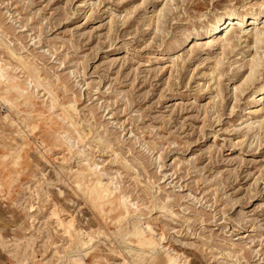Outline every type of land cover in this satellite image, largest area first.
<instances>
[{
  "label": "rangeland",
  "instance_id": "obj_1",
  "mask_svg": "<svg viewBox=\"0 0 264 264\" xmlns=\"http://www.w3.org/2000/svg\"><path fill=\"white\" fill-rule=\"evenodd\" d=\"M164 3L0 0V264H264V0Z\"/></svg>",
  "mask_w": 264,
  "mask_h": 264
},
{
  "label": "bare ground",
  "instance_id": "obj_2",
  "mask_svg": "<svg viewBox=\"0 0 264 264\" xmlns=\"http://www.w3.org/2000/svg\"><path fill=\"white\" fill-rule=\"evenodd\" d=\"M169 1H172V0H165V3L162 4L163 7L157 12V21H156L157 26H158L159 19L161 16L160 14L163 11V9L166 7ZM247 21H249V25L246 27H242L243 22L246 23ZM235 26H237L238 29ZM248 27H252V28L248 29ZM232 29L238 30V32L235 34L234 32L231 33L230 30ZM203 34L207 35V39L211 40V44L208 43L207 46L208 45L221 46L222 49L231 48L232 38L234 37V35L235 37H241V38L242 36H245V38H247L249 42L248 47L251 49V55L247 61L249 73L248 75H246L247 77L244 79V84L253 82L255 74L258 72L259 68L262 66L264 62V10L259 9L258 11H255L252 13L247 12V13H242V14L237 13V12L235 13L234 11H227L223 15H219L215 17L213 22L210 23L208 27L203 31ZM23 68L25 69V72L27 71L28 73H30L29 75L32 78H34L35 80L38 79L37 78L38 76L36 75V71L33 68H31V66L27 65V66H24ZM3 71H4L3 68L0 66V79L3 78ZM216 75H219V74H216ZM257 91L259 93L264 92V84L260 86ZM47 92L51 94L49 91ZM70 109L72 110L71 106L62 107L60 109L62 111V117L64 115L66 116V114H68ZM70 126H73V124L70 123ZM144 234L145 233H141L138 237V241H135V242H138L139 245H143V246L149 245L150 246L152 243V239L150 237L146 238L145 237L146 235L144 236ZM168 262L169 263L174 262L171 256L168 259Z\"/></svg>",
  "mask_w": 264,
  "mask_h": 264
}]
</instances>
